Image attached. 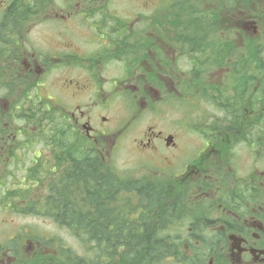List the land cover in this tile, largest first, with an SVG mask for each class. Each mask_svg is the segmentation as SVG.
Wrapping results in <instances>:
<instances>
[{
    "label": "flooded vegetation",
    "instance_id": "flooded-vegetation-1",
    "mask_svg": "<svg viewBox=\"0 0 264 264\" xmlns=\"http://www.w3.org/2000/svg\"><path fill=\"white\" fill-rule=\"evenodd\" d=\"M126 1L119 9L114 0H0V182L16 150L38 151L27 173L50 168L44 200L70 166L76 202L77 136L109 162L125 128L147 116L133 138L146 168L135 180L158 201L134 211L140 232H170L175 248L163 262L264 264V65L253 63L264 25L240 30L236 1L224 16L220 0ZM181 7L215 10V30L192 31L188 15L175 16ZM117 101L132 105L124 126L101 115ZM63 126L73 145L60 143ZM21 241L28 256L40 249L59 264L76 259L28 232ZM16 249L0 246V264H22Z\"/></svg>",
    "mask_w": 264,
    "mask_h": 264
},
{
    "label": "trees",
    "instance_id": "trees-1",
    "mask_svg": "<svg viewBox=\"0 0 264 264\" xmlns=\"http://www.w3.org/2000/svg\"><path fill=\"white\" fill-rule=\"evenodd\" d=\"M237 1L240 3L241 0ZM241 3L246 6V9L243 8L247 12L246 16L251 14L258 20L263 19L261 15L262 6L258 0H242ZM223 5H226L228 10L232 8L231 3ZM239 8L241 7L239 6ZM206 9L181 7L175 12V16L182 18V16L188 15V25L195 27L192 31L200 32L204 29L214 31L213 18L217 13H214L215 10L208 12ZM222 11L220 10L221 14ZM196 39L198 38H193V40ZM255 47L261 49L263 45L255 41ZM253 59L255 64L264 63L257 52L253 54ZM63 129H65L64 126ZM63 129L60 133V143L73 145L70 139L69 141L66 140L67 133L63 132ZM75 143L78 146L76 175L79 177L77 181L79 192H77L76 202H74V192L69 179L72 175L70 173L71 169L68 166L64 173L65 177L60 184L53 183L51 185L53 196L47 201V208L50 211L44 214L52 217L56 222L67 224L82 242H92L91 246L94 250L92 264H103L104 261L114 262L113 260L116 257H120L123 264H155L169 256L171 249L175 247L173 248L171 242L168 241V237H160L151 232L149 228L140 232L137 228V222L128 219L132 215L118 210L119 208L113 204L115 199L113 194L123 188L122 185L128 192L141 190L143 197H146L145 193L149 192L152 196L151 198L146 197V201L149 204L157 202L158 197L156 193H153L150 184L147 181L139 182L135 180L122 183L113 170L103 162L95 148L91 149V153L86 152L84 146H87V143L79 136H77ZM82 179L84 180L83 183ZM74 203L77 205L75 216ZM163 218H165V215ZM142 222L150 225L152 222L151 216L147 215ZM75 224H77V228H74ZM89 225L94 227L87 228ZM106 225H114L115 227L112 229ZM127 225L130 226L126 227ZM123 240H126V244L122 243ZM61 264H86V257L76 255V259H69Z\"/></svg>",
    "mask_w": 264,
    "mask_h": 264
},
{
    "label": "rangeland",
    "instance_id": "rangeland-1",
    "mask_svg": "<svg viewBox=\"0 0 264 264\" xmlns=\"http://www.w3.org/2000/svg\"><path fill=\"white\" fill-rule=\"evenodd\" d=\"M220 1L221 10H223L221 15H228V11H225L227 6L223 5L227 2V0ZM233 1L235 2L236 0H229V3L233 5ZM241 2L242 0L240 3ZM113 4L120 9L123 4H127V1L114 0ZM240 7L246 9L244 4L240 5ZM261 10L263 19L259 20L264 25V4ZM237 14L238 17L245 15L243 12L239 11H237ZM260 38L262 39V36ZM263 51L264 50L262 48L256 49L254 46V53L257 52L260 58H263ZM241 55L243 58V54L238 52L239 59ZM242 63H244V58ZM260 70L261 69L259 68V71ZM131 108L132 105L129 103L117 101L114 104L108 105V109H103L101 111V115L113 117L116 120L117 117H121L123 119L121 120L120 125L124 126L126 121L132 118ZM166 111L167 110L165 109L164 112ZM147 122L148 117L146 116L141 119L139 124L135 123L131 128L126 127L124 135L117 139V146L119 145L120 147H116L118 149H115L113 152L109 165L110 169L113 170L122 183H126L127 181L134 180L135 178L142 176L143 172L146 170V168L141 166L140 157L136 153L135 146L133 144V138L137 137L143 131ZM164 122L167 124V120H164ZM63 132L68 133L65 129H63ZM190 138L196 139L194 136ZM66 140L69 141V134L66 135ZM42 142L44 143V141ZM43 143H40V146H42ZM41 154L45 155L46 152L43 151ZM34 155H38V151L28 152L20 149L16 150L14 154V161L9 163V165L5 168L4 178H2L0 182V246L15 244L17 247L16 251L21 250L22 264H59L58 261H54V259L48 260L50 255H45L46 253L40 249L35 251V255L28 256V254L24 251L25 245L27 247V244L25 243L22 247L23 243L21 241V236L25 232H28L33 236L47 241L48 245L55 249L56 253L61 255V258L62 256L64 257V255L70 256L68 249H71L74 255L77 256H93L94 250L92 248L89 249L87 243L82 242V240L79 239V237H76L71 230L56 225L52 217L44 214L47 212L48 202L44 200L46 194L43 195L39 188L44 183L47 184L48 181H51L54 178L53 173L50 174L47 172L50 168L45 165L42 166L41 164H39L32 173H27V169L32 166L31 160L35 157ZM1 171L3 172V168L0 165V172ZM42 171H45L44 176L40 174ZM33 174H36L37 176L34 178L32 176ZM122 187L123 188H120L117 193L113 194L115 197L113 204L118 207L120 211L123 209L130 211L134 207L137 208L141 203V198L135 193H130L125 190L124 185H122ZM49 192H52V190H48V193ZM38 193L40 195L36 197ZM34 204H38L37 211L31 210L34 207ZM20 208H23V212H18L17 209ZM165 233L168 235L170 234V232ZM166 234L158 235L162 237L166 236ZM32 256H34V258H32ZM64 258L66 259V257ZM64 258H62L61 262L68 261H64ZM109 264L114 263L110 262ZM162 264L172 263L166 261Z\"/></svg>",
    "mask_w": 264,
    "mask_h": 264
}]
</instances>
